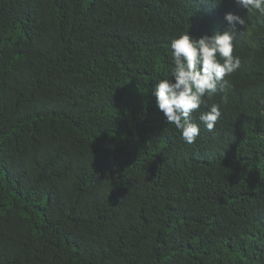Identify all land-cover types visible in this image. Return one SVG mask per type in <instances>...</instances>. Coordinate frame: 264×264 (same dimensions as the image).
<instances>
[{"label": "trees", "instance_id": "1", "mask_svg": "<svg viewBox=\"0 0 264 264\" xmlns=\"http://www.w3.org/2000/svg\"><path fill=\"white\" fill-rule=\"evenodd\" d=\"M241 66L187 145L155 104L170 41ZM171 78V77H170ZM0 264H264V17L234 0H0Z\"/></svg>", "mask_w": 264, "mask_h": 264}, {"label": "clouds", "instance_id": "2", "mask_svg": "<svg viewBox=\"0 0 264 264\" xmlns=\"http://www.w3.org/2000/svg\"><path fill=\"white\" fill-rule=\"evenodd\" d=\"M220 3L222 0H214ZM235 4L264 17V0H234ZM229 27L224 31H213L193 38L186 31L170 41L171 67L164 78L158 79L152 89L155 104L169 124L181 133L187 145L196 142L200 126L192 115L202 105L207 110L199 113V121L208 132H212L222 113L220 105L207 104L218 90L229 86L225 77L231 76L241 66L239 56L233 54L235 27L242 28L246 19L232 12L224 14ZM171 77V78H170Z\"/></svg>", "mask_w": 264, "mask_h": 264}]
</instances>
